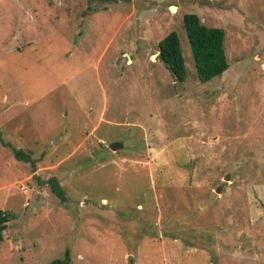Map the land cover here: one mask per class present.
<instances>
[{"label":"rangeland","instance_id":"obj_1","mask_svg":"<svg viewBox=\"0 0 264 264\" xmlns=\"http://www.w3.org/2000/svg\"><path fill=\"white\" fill-rule=\"evenodd\" d=\"M183 13L223 30L205 82ZM0 141L34 159L0 144V264H264V0H0Z\"/></svg>","mask_w":264,"mask_h":264},{"label":"trees","instance_id":"obj_2","mask_svg":"<svg viewBox=\"0 0 264 264\" xmlns=\"http://www.w3.org/2000/svg\"><path fill=\"white\" fill-rule=\"evenodd\" d=\"M86 1L87 3L90 2V0ZM94 1L99 3H114L117 0H92V2ZM89 9L94 11L93 7ZM180 22L188 44L196 79L199 82H205L212 77L220 75L227 67L222 47L223 30L220 27L202 24L194 13H183L180 17ZM155 48L156 57L162 61L171 77L178 82L182 81L184 66L176 33L174 31L165 33L156 41ZM0 144L10 150L13 159L27 162L33 168L34 159L30 156L31 154L28 150L13 147L7 142L1 143L0 141ZM46 182L50 191L57 198L63 200V192L55 177H48ZM11 218H13L11 213L6 210H0V240L2 230ZM44 264H69L67 249L63 250L61 257L51 259Z\"/></svg>","mask_w":264,"mask_h":264},{"label":"water","instance_id":"obj_3","mask_svg":"<svg viewBox=\"0 0 264 264\" xmlns=\"http://www.w3.org/2000/svg\"><path fill=\"white\" fill-rule=\"evenodd\" d=\"M121 143L119 141H111L107 144V149L109 150H115L118 148H121Z\"/></svg>","mask_w":264,"mask_h":264}]
</instances>
